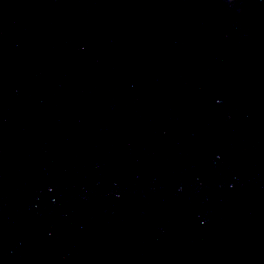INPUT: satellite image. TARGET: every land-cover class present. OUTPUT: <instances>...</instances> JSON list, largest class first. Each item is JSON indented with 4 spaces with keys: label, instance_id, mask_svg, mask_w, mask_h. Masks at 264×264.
I'll return each mask as SVG.
<instances>
[{
    "label": "water",
    "instance_id": "obj_1",
    "mask_svg": "<svg viewBox=\"0 0 264 264\" xmlns=\"http://www.w3.org/2000/svg\"><path fill=\"white\" fill-rule=\"evenodd\" d=\"M0 264H264V0H0Z\"/></svg>",
    "mask_w": 264,
    "mask_h": 264
},
{
    "label": "clouds",
    "instance_id": "obj_2",
    "mask_svg": "<svg viewBox=\"0 0 264 264\" xmlns=\"http://www.w3.org/2000/svg\"><path fill=\"white\" fill-rule=\"evenodd\" d=\"M230 3L233 5V6H236V0H230ZM238 10L242 11L243 9L242 8H238ZM219 102V101H217ZM51 190V189H49Z\"/></svg>",
    "mask_w": 264,
    "mask_h": 264
}]
</instances>
